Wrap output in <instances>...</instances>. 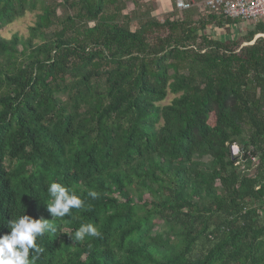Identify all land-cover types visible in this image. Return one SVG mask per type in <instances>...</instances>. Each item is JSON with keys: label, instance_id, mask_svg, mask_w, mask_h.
<instances>
[{"label": "trees", "instance_id": "16d2710c", "mask_svg": "<svg viewBox=\"0 0 264 264\" xmlns=\"http://www.w3.org/2000/svg\"><path fill=\"white\" fill-rule=\"evenodd\" d=\"M175 1L0 0V236L52 182L85 201L36 264H264V18Z\"/></svg>", "mask_w": 264, "mask_h": 264}, {"label": "clouds", "instance_id": "9594fccd", "mask_svg": "<svg viewBox=\"0 0 264 264\" xmlns=\"http://www.w3.org/2000/svg\"><path fill=\"white\" fill-rule=\"evenodd\" d=\"M47 191L52 200L46 208L52 219H33L23 213L10 220L7 225L10 233L0 236V264H36V259L44 251L37 244V239L57 231V226L52 221L69 216L72 209L85 208V201L60 183L52 182ZM88 195L95 199L98 194L90 191ZM86 235L99 237L101 233L93 224H82L75 231V240L81 241Z\"/></svg>", "mask_w": 264, "mask_h": 264}, {"label": "rangeland", "instance_id": "374dc122", "mask_svg": "<svg viewBox=\"0 0 264 264\" xmlns=\"http://www.w3.org/2000/svg\"><path fill=\"white\" fill-rule=\"evenodd\" d=\"M159 4V10H155L152 12V15H155L158 18H161L160 16L162 13H164L167 9L171 10L173 0H158ZM33 21V15L31 13H28L25 17L19 19L18 21L14 22L9 30H5L3 34L5 36H10V34L18 30L20 33L26 34L27 32V26L30 25ZM247 22V21H245ZM239 23L236 25H226L222 29H219L215 27L214 25H210L208 27V32L210 35L214 38H218L221 40H227L229 41L232 38L240 39V33L245 30L247 23ZM173 97L172 94H168L167 97L161 102L162 104H167L170 102L171 98ZM231 151L234 157H238V161L235 162V164L238 167H241L242 165L246 164L243 159H241L242 151L240 150V147L237 144L231 145ZM250 172H253V167L251 168ZM259 216L262 221H264V206L260 208Z\"/></svg>", "mask_w": 264, "mask_h": 264}, {"label": "built area", "instance_id": "2783aa9c", "mask_svg": "<svg viewBox=\"0 0 264 264\" xmlns=\"http://www.w3.org/2000/svg\"><path fill=\"white\" fill-rule=\"evenodd\" d=\"M177 10L197 5L203 13L220 12L225 17L243 20L264 18V0H176Z\"/></svg>", "mask_w": 264, "mask_h": 264}, {"label": "crops", "instance_id": "0c3cea01", "mask_svg": "<svg viewBox=\"0 0 264 264\" xmlns=\"http://www.w3.org/2000/svg\"><path fill=\"white\" fill-rule=\"evenodd\" d=\"M158 10H159V9H158ZM166 11H169V9H167ZM166 11H165V12H166Z\"/></svg>", "mask_w": 264, "mask_h": 264}, {"label": "water", "instance_id": "95a60500", "mask_svg": "<svg viewBox=\"0 0 264 264\" xmlns=\"http://www.w3.org/2000/svg\"><path fill=\"white\" fill-rule=\"evenodd\" d=\"M258 35H256V37H257Z\"/></svg>", "mask_w": 264, "mask_h": 264}]
</instances>
